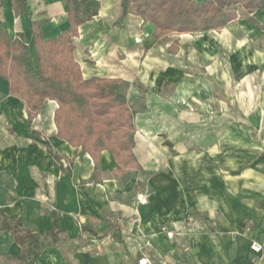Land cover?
Instances as JSON below:
<instances>
[{"label": "crops", "instance_id": "1", "mask_svg": "<svg viewBox=\"0 0 264 264\" xmlns=\"http://www.w3.org/2000/svg\"><path fill=\"white\" fill-rule=\"evenodd\" d=\"M100 1L73 38L74 57L85 78L129 84L140 167L117 170L109 149L96 164L58 135L55 100L31 118L0 76V264H138L142 255L151 264H264L251 247L264 244V95L243 112L227 95L264 70L255 46L264 29L249 21L263 24L264 7L237 4L227 26L178 34L169 62L153 23L123 15L121 0ZM35 21L44 39L62 34L66 0H27L18 15L0 0V27L23 34L33 57ZM142 31L152 36L136 43ZM164 85L173 93L158 94ZM142 191L146 204L137 203Z\"/></svg>", "mask_w": 264, "mask_h": 264}, {"label": "trees", "instance_id": "2", "mask_svg": "<svg viewBox=\"0 0 264 264\" xmlns=\"http://www.w3.org/2000/svg\"><path fill=\"white\" fill-rule=\"evenodd\" d=\"M14 13L24 11L27 0H12ZM70 27L59 36L44 39L39 21L34 22L32 56L23 34L15 37L0 27V76L9 82L11 94L23 98L32 118L46 99L55 100L58 135L81 146L96 164L104 149L113 152L117 170L137 163L133 148L134 109L120 87L119 78L83 76L74 57L73 38L79 27L99 13L100 0H66ZM249 13L264 7V0H121L123 15H139L155 25V41L163 34L221 29L238 17L234 6ZM249 21L259 29L264 23ZM20 244L24 237L16 234ZM33 242V241H31Z\"/></svg>", "mask_w": 264, "mask_h": 264}, {"label": "rangeland", "instance_id": "3", "mask_svg": "<svg viewBox=\"0 0 264 264\" xmlns=\"http://www.w3.org/2000/svg\"><path fill=\"white\" fill-rule=\"evenodd\" d=\"M191 34V33H190ZM177 33H170V34H163L158 40H156L155 45L156 46H163L164 51L163 56H160V59H168L169 62H172L176 60V55L177 52L180 50L181 43L177 39L178 36ZM194 38H198V34L196 32L192 33ZM193 38V39H194ZM181 39V37H180ZM171 43L169 49L165 51L166 44ZM255 46L259 47L262 46L264 47V37L257 41L255 43ZM166 56V57H165ZM166 66V65H165ZM190 73H193L192 71ZM245 79V78H244ZM247 81V82H246ZM246 83H242L237 86H233V91H227V95L229 96V109L233 111H238V112H243L245 106L252 105L254 102H257V100H260V97L264 95V70L261 72L260 70H255L252 71L246 76ZM217 89V88H215ZM127 87H120L119 91L123 94L127 95ZM174 90L170 88L169 86L164 85L158 94L160 95H165L169 93H173ZM238 98L242 99V105L241 103H238L237 100ZM241 106H244L241 107ZM256 107H252V110H255Z\"/></svg>", "mask_w": 264, "mask_h": 264}, {"label": "built area", "instance_id": "4", "mask_svg": "<svg viewBox=\"0 0 264 264\" xmlns=\"http://www.w3.org/2000/svg\"><path fill=\"white\" fill-rule=\"evenodd\" d=\"M152 36V34L148 31H142L139 35L135 36L134 41L136 43H142L147 39H150ZM137 199V203L138 204H146L148 203V195L146 192H139L136 196ZM163 230L169 235L172 236V232L166 230L165 227H163ZM147 245H151V243L149 241H147ZM252 249L261 254V261L264 260V244H262L261 242L258 241H253L251 244ZM138 264H151L149 258L147 255H142L141 257L138 258Z\"/></svg>", "mask_w": 264, "mask_h": 264}]
</instances>
